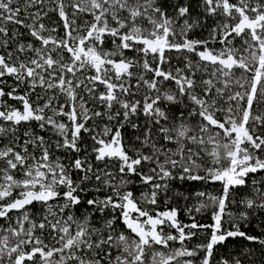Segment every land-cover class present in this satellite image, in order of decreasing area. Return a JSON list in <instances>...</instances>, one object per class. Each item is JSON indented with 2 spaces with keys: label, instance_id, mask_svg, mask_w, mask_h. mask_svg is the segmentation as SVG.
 Masks as SVG:
<instances>
[{
  "label": "snow or ice",
  "instance_id": "snow-or-ice-1",
  "mask_svg": "<svg viewBox=\"0 0 264 264\" xmlns=\"http://www.w3.org/2000/svg\"><path fill=\"white\" fill-rule=\"evenodd\" d=\"M0 264H264V0H0Z\"/></svg>",
  "mask_w": 264,
  "mask_h": 264
},
{
  "label": "trees",
  "instance_id": "trees-1",
  "mask_svg": "<svg viewBox=\"0 0 264 264\" xmlns=\"http://www.w3.org/2000/svg\"><path fill=\"white\" fill-rule=\"evenodd\" d=\"M180 216H181V219H182V220H184L185 222H187V218L184 217V215H183L182 212L180 213ZM198 219H201V218L198 217ZM201 222L207 223L208 220H207V219H201ZM226 226H227V225H226ZM237 243H239V240H237Z\"/></svg>",
  "mask_w": 264,
  "mask_h": 264
}]
</instances>
